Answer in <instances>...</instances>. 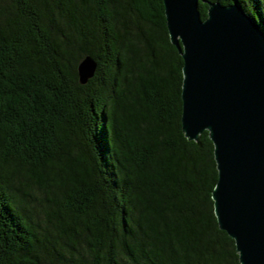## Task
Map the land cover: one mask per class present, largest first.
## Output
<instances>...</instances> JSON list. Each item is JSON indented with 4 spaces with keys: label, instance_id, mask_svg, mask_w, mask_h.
Here are the masks:
<instances>
[{
    "label": "trees",
    "instance_id": "16d2710c",
    "mask_svg": "<svg viewBox=\"0 0 264 264\" xmlns=\"http://www.w3.org/2000/svg\"><path fill=\"white\" fill-rule=\"evenodd\" d=\"M181 66L162 0H0V264H239Z\"/></svg>",
    "mask_w": 264,
    "mask_h": 264
},
{
    "label": "water",
    "instance_id": "95a60500",
    "mask_svg": "<svg viewBox=\"0 0 264 264\" xmlns=\"http://www.w3.org/2000/svg\"><path fill=\"white\" fill-rule=\"evenodd\" d=\"M162 4L182 57L181 130L189 140L206 130L213 145L218 227L233 239L239 264H264V32L237 2ZM95 67L90 55L81 58L79 82Z\"/></svg>",
    "mask_w": 264,
    "mask_h": 264
}]
</instances>
